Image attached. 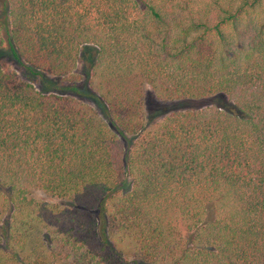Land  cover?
I'll list each match as a JSON object with an SVG mask.
<instances>
[{
  "label": "trees",
  "instance_id": "16d2710c",
  "mask_svg": "<svg viewBox=\"0 0 264 264\" xmlns=\"http://www.w3.org/2000/svg\"><path fill=\"white\" fill-rule=\"evenodd\" d=\"M3 44L55 91L0 67V264H264V0H3ZM145 86L225 101L146 128Z\"/></svg>",
  "mask_w": 264,
  "mask_h": 264
},
{
  "label": "rangeland",
  "instance_id": "374dc122",
  "mask_svg": "<svg viewBox=\"0 0 264 264\" xmlns=\"http://www.w3.org/2000/svg\"><path fill=\"white\" fill-rule=\"evenodd\" d=\"M2 1L3 0H0V6ZM96 54L97 50L93 47L81 49L76 69L74 71L75 78L78 80L76 86L78 87L80 94L75 95L69 91H60L57 92V94L62 93L72 95V97L92 107L101 118H104L102 107L93 98L94 89L92 85V67L95 63ZM3 66L15 71L20 80H28L33 83L37 90L42 92L52 91L48 85H52L53 83L51 84L48 79L47 81H43L42 79L29 76L27 71L12 59L10 54L6 51L4 44L0 47V67ZM49 79L54 82L56 81V84L59 85V87L66 86V83L58 81L59 79L56 80L52 76H49ZM45 83L48 85H45ZM54 91L55 90L52 92ZM223 101H225V97L223 96H215L206 100H159L152 93L150 88L145 86L143 90L144 124L146 128H151L156 123L175 112L203 109L214 104L223 103ZM29 198L35 202L65 205V207L83 213L84 216L91 219L95 218L97 214L96 201H91L82 206L78 204L72 205L71 202L60 201L50 195L44 194L38 189H32L29 193Z\"/></svg>",
  "mask_w": 264,
  "mask_h": 264
}]
</instances>
